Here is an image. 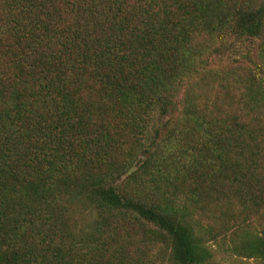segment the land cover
Returning a JSON list of instances; mask_svg holds the SVG:
<instances>
[{
  "label": "trees",
  "instance_id": "trees-1",
  "mask_svg": "<svg viewBox=\"0 0 264 264\" xmlns=\"http://www.w3.org/2000/svg\"><path fill=\"white\" fill-rule=\"evenodd\" d=\"M214 246L264 262V0H0V264Z\"/></svg>",
  "mask_w": 264,
  "mask_h": 264
},
{
  "label": "rangeland",
  "instance_id": "rangeland-1",
  "mask_svg": "<svg viewBox=\"0 0 264 264\" xmlns=\"http://www.w3.org/2000/svg\"><path fill=\"white\" fill-rule=\"evenodd\" d=\"M224 244L228 245L229 241ZM227 248L229 247H213V250L215 251V264H264V262L260 260H246L240 256L233 255Z\"/></svg>",
  "mask_w": 264,
  "mask_h": 264
}]
</instances>
